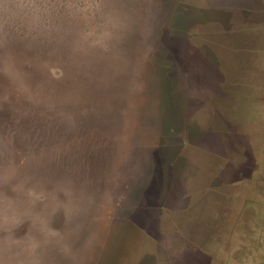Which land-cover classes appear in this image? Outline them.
Segmentation results:
<instances>
[{"label":"rangeland","instance_id":"374dc122","mask_svg":"<svg viewBox=\"0 0 264 264\" xmlns=\"http://www.w3.org/2000/svg\"><path fill=\"white\" fill-rule=\"evenodd\" d=\"M0 264H264V0H0Z\"/></svg>","mask_w":264,"mask_h":264},{"label":"flooded vegetation","instance_id":"af4514ba","mask_svg":"<svg viewBox=\"0 0 264 264\" xmlns=\"http://www.w3.org/2000/svg\"><path fill=\"white\" fill-rule=\"evenodd\" d=\"M194 2H196L197 0H193ZM245 1V0H244ZM198 3V2H197ZM196 4V3H195ZM244 5H242V7H243ZM218 13H215V15L213 14V16L212 17H208L207 18V20L204 22V23H208L209 21H211L213 18H215V17H219L220 15H217ZM220 17H223V16H220ZM215 19H217L218 21L220 20V18H215ZM221 20L222 21H225V19L224 18H221ZM206 26H211V27H213L212 26V24L211 23H208ZM207 30V31H206ZM206 30H205V35L207 36V37H212V40H214L215 42H216V44L218 45H216L215 44V47H217V49H220V50H232L233 52H234V50H233V48L234 49H237L238 48V50H240V51H242L243 53H245V49H247L249 52H250V50L251 51H257L256 49H257V41L256 40H254V39H251V38H247V34L245 33V30H250V29H244V28H229V29H225V28H219V29H214V28H212V30L210 31L208 28H206ZM252 30V29H251ZM253 31H254V35L255 36H258V35H260L259 34V30H254L253 29ZM220 37H223L222 39L220 38ZM224 37H226L229 41H227V39L225 40L224 39ZM246 38L248 39V40H246ZM258 40V39H257ZM200 40L198 39V41L197 40H195V42H193L192 43V45H193V48L196 46V44H198V43H201V41L199 42ZM208 42H210L212 45H214V43H212L211 42V40L210 41H208ZM260 50H261V47H260ZM222 52V51H221ZM252 58H253V56L252 55H250ZM238 58H239V56H237ZM249 58V57H248ZM249 61H250V58L249 59H247L246 58V63H243L244 64V67H245V65H247L248 63H249ZM258 63H259V60H258ZM226 63H224V65H225ZM227 66L226 67H228V66H230V63H227L226 64ZM243 68V67H242ZM237 69H238V63H237ZM238 70H240V69H238ZM239 79L236 81V85L238 86V88L240 89V96L239 97H241L243 94H245V82H243L242 80H243V78H241V77H238ZM229 79V77H225L224 78V82H225V80H228ZM224 82L222 83H220V84H218V85H216V86H223V84H224ZM214 85H212V86H210V89L213 87ZM207 87H209V86H207ZM207 89H209V88H207ZM207 89H205V91L207 92H210V94H211V96H214L215 94L212 92V91H210V89L209 90H207ZM204 92V91H203ZM171 110V109H170ZM174 112V110L172 109L171 110V112ZM193 111H195L194 109H193ZM172 112V113H173ZM157 190V189H156ZM155 190V191H156ZM155 191H154V193H153V196L155 195ZM141 202H143V199H142V201ZM140 202V203H141ZM154 203H156V200H152L151 201V205H153Z\"/></svg>","mask_w":264,"mask_h":264}]
</instances>
